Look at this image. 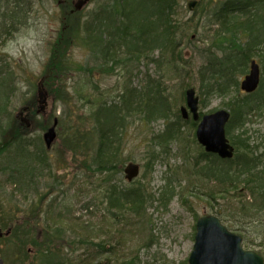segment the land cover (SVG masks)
Wrapping results in <instances>:
<instances>
[{
    "label": "trees",
    "instance_id": "16d2710c",
    "mask_svg": "<svg viewBox=\"0 0 264 264\" xmlns=\"http://www.w3.org/2000/svg\"><path fill=\"white\" fill-rule=\"evenodd\" d=\"M136 2L137 0H112L109 6L97 11L95 16H93L94 12H90L87 16L82 12H77L74 16L76 21L62 22V28L52 47L50 60L46 64V71L43 75L44 84L53 100L62 101L63 97H69L67 82L78 66L71 58L70 50L76 46L86 48L90 53V63L93 62V68L111 73L118 70H129V74L132 75L133 71L130 69L135 65L151 62L156 63L158 70L171 67V70H174L173 74L179 69L180 63L177 58H181L182 53L177 55L178 51L176 52L175 46L179 47L174 39L177 27L174 21L178 10L177 1H138L136 15L129 17L127 6ZM263 4L264 0H231L219 10H213V17L220 21V26L213 33L211 44L213 47L206 50L205 61L211 67L199 71L200 96L203 97L204 105L205 101L211 97L231 95L230 89L234 86L238 87L237 77L248 72L250 60L254 55L262 59L264 76V49H262L264 47V37H262L264 36V21L257 27L251 26L255 16L259 15L257 11L260 5ZM232 8H237V14L234 13L235 10H231ZM15 16H11L12 23L20 20V17ZM241 18H244L242 19L244 21ZM158 29L163 32V35ZM161 35L165 37L162 38ZM242 35L250 39L245 44L239 42ZM215 48H220L223 55L212 56ZM229 50H232V53L227 55ZM156 53H158V58L151 59V56ZM3 70L7 71L4 76L8 74L7 77H12L9 76L8 69ZM158 77L161 78L162 75L159 74ZM207 77L209 78L204 85ZM209 82L214 85L210 86ZM3 83L0 89L4 94L5 85ZM80 90L84 89L81 87ZM129 91L131 98L127 107L121 103L122 96L119 97L120 99L116 98L111 101H91L83 94L81 100L91 104L87 112L92 125L87 130H85L84 121H80L78 116L70 112L58 118L55 116L54 119H48L40 127L46 132L57 120L58 127L60 131L62 130L60 134L64 146L73 153V159L76 161L80 157L84 163V169L93 173V176L100 177V180L97 179L100 194L98 204L104 206V218L108 217L113 221L107 225V229L109 232L114 229V236L118 237H109L104 240L102 236L109 234L107 231L104 234V226L93 225L90 222L84 224L86 223L84 222L81 226L86 230L82 231L78 241H72L71 238L74 237L70 236L71 233L69 235L67 233V229L70 228L68 218L63 216L64 211L56 200L49 203L45 226L39 231L47 234V237L37 233L43 203H29L28 190L36 186L38 179L45 177L46 170H50L51 166L46 160L49 150L46 149L42 139H29V133H26L29 130H24L21 124L16 128L11 124L3 132L0 141V155L13 147L18 154L17 159L10 166L1 168L6 175L5 183L15 187L14 194H22L28 202L23 210L25 219L17 223L12 221L14 224L10 225L12 235L8 240L19 250V256H21L17 264H26L24 261L29 256L27 252L30 244L40 246L42 255L41 259L35 258L34 264H67L65 260L67 258L63 257L61 252L59 253L57 246H54L56 240V243L60 245L67 242L72 250L78 248L79 251L75 253L82 252L75 261L76 264H145L140 261L139 253L126 258L121 256L123 242L120 238H126V233L131 230L133 224L143 226L141 222L147 214L148 204L155 200V197L142 183L123 184L121 181L120 183L114 181V177L123 174L126 162H132L129 156L126 159L123 155L125 134L127 135L128 128L125 126V121L128 122L129 118L136 116L142 117V121L147 123L156 118L167 120L165 130L152 137L154 144L153 142L152 145L150 144L151 152L148 153L149 158H146L144 164V180L154 173L158 163L167 165L164 158L169 155L170 147L177 144L179 154L184 157L185 166L193 161V169L186 174L191 177L195 176L202 182V190L193 189L191 194L211 204L212 213L221 218L230 229L240 231L241 221L232 215L229 218L223 213L222 208L228 209L238 205L235 201L239 198L243 201L238 210L243 211L246 216L243 219L246 221L255 213L264 212V154L260 153L262 147L251 144L246 127L253 110L264 107V79L257 95L252 94L243 98L236 96V99H231L226 105L231 111L227 136L236 148L235 158L227 161L208 156L201 148H197V142L193 136H185L183 131L185 125L179 113L170 111V104L166 103L165 90L160 79L153 78L147 81L140 101L135 100V97L139 95L136 88L130 86ZM236 92L239 94V91ZM3 94H0L2 99L0 112L4 109V99L8 100V94ZM125 95L128 96V93H124ZM31 117L34 125L39 123L35 112ZM191 126L195 128L196 125L191 123ZM0 127L4 129L3 125ZM181 170L182 168H178L175 173L179 174ZM172 183V178L167 179V184L162 188L159 201L164 207L176 197V189ZM50 186L52 187L53 184ZM41 200L43 201L42 198ZM220 200L224 203L220 204ZM256 223V220L249 222L252 225ZM3 227L7 225L3 224ZM30 230H34L35 233ZM70 231L75 234L73 229ZM40 240L41 243H38ZM182 264H188V260Z\"/></svg>",
    "mask_w": 264,
    "mask_h": 264
},
{
    "label": "rangeland",
    "instance_id": "374dc122",
    "mask_svg": "<svg viewBox=\"0 0 264 264\" xmlns=\"http://www.w3.org/2000/svg\"><path fill=\"white\" fill-rule=\"evenodd\" d=\"M176 1L178 12L175 19V22L177 21L175 40L179 49L177 46L175 48L177 49L176 52H182V58L179 62L180 67L174 74V70H171V67H163L158 70L156 63L152 62L135 65L130 69L133 71L132 75L129 74V70H118L113 73L103 71L92 67L93 62L90 63V53L86 48L73 47L70 50V55L75 63L78 64L75 72L81 73L74 72V75L67 82L66 88L69 97H63L62 101L60 99L53 100L52 96H50V99L47 98L44 112L37 116L39 123L35 126L33 125V128L26 129L24 127V130H29L26 132L29 133L28 138L34 140H39L40 138L43 140L45 130L40 128L41 124L43 122L46 123L48 119H54L55 116L58 118L64 114L67 115L69 112L78 116L80 121H84L85 130H87L92 125L87 112L91 104L84 103L81 100L83 94L85 97H89L91 101H111L116 98L120 99L119 97L122 96L121 103L127 107L131 98L129 87L132 86L138 90L139 95L135 97V100L140 101V96L144 93V87L147 86V81L153 78L161 80L165 90L166 103L170 104V111L174 113L181 107L186 106V96H183V92L187 89L196 91V95L201 99V111L204 113L218 110L228 112L230 109L226 105L231 99L246 97L248 93L236 86L230 89L231 95L211 97L205 101V105L203 104V97L200 96L201 78L199 71L205 69L207 64L205 62L207 57L206 50L211 48L209 39L218 27L209 23V17L206 18L207 15L203 14H207V12L211 14V11L215 8H220V3L224 5L225 0L217 2L198 0L200 4L194 13L187 8V3L190 0ZM75 2L77 0H0V87L2 82H4V94H8V100L4 99V109L0 112V126H4L3 130L0 127V141L3 132L11 124L14 128L19 124H25L21 120L28 119L37 110L40 111L38 83L46 71L45 67L50 60L52 47L58 39L62 22L67 21L70 23L76 21L74 16L77 12L74 14L72 12L75 9ZM110 4L111 0H91L79 12H82L85 16L89 15L90 12H94L93 16H95L97 11L106 8ZM260 6L259 11H257L259 15L251 22L252 27H256L264 21V4ZM236 9L232 8L231 10H235L234 13L237 14L238 10ZM200 11L203 14L193 16L195 13H200ZM11 16L20 17V20L12 23ZM247 37L242 35L239 38V42L245 44L250 40ZM220 55H223L222 50L215 48L212 56L218 57ZM155 58H158V53L151 56V59ZM253 60L259 62L262 67L260 58L254 57ZM3 69H8L10 71L9 76L12 77H7L8 74L4 76L7 71ZM248 69H250V65ZM159 74L162 75L161 78L158 77ZM245 75L247 76V74ZM244 77L238 76L237 78L242 81ZM208 78L205 79L204 85ZM239 80L237 81L239 82ZM209 83H211L210 86L214 85L212 82ZM81 87L84 89L83 91L80 90ZM1 91L2 89H0V94H3ZM236 91H239V94ZM124 93H128V96H124ZM170 118L171 116L169 117V122ZM191 121L189 119L182 122L185 125L184 134L186 137H192L193 133L195 135L194 129L196 127L193 129L190 124ZM166 123L167 120L160 118L153 119L150 123H147L142 121V117L139 116L132 119L129 118L128 122L125 121V126L128 128L123 147L124 158L126 157L127 159L129 156L132 162L140 165L141 175L134 182L144 184L146 189L154 195L155 200L148 204L147 214L141 222L143 226L133 224L131 230L127 231L126 238L119 237L123 242L121 256L126 258L132 254L139 253L140 261L145 264H182L193 251L198 218L210 214L212 211L211 204L205 199L191 194L193 189L202 190V182L199 178L186 174L187 172L190 173L189 165L185 166L183 155L178 154L176 151L178 149L177 144L172 145L171 153L166 157L167 166L158 163L154 173L146 180L143 179L144 164L146 163V158H149L148 153L151 152L152 137L154 134L163 132ZM192 123L194 124L193 121ZM247 123L248 136L252 145L261 146L260 153L264 154V107L253 110ZM61 131L58 127L56 131L57 142L49 150L48 158L46 157L47 162L51 166L50 170H46L44 172L45 177L38 179L36 186H32L28 190L29 203H37L42 201L41 198L43 199V208L41 209L37 225V233L47 237V234L39 231L45 226L46 211L49 203L52 200H57L58 203L62 202L63 204L60 207H64L67 210V213L63 216L69 217L68 219L74 222H76V219L80 223L72 224L67 229V232L71 233L70 236L74 237L71 238L72 241H78L82 231L86 230L81 226L84 222H86L84 224H89L90 222L93 225L100 224L104 226L105 234L106 231L109 232L107 225L113 221L108 217L104 218V206H99L98 204L100 194L97 179L100 180V177L98 175L93 176V173L85 170L84 163L80 157L76 161L73 159V153L64 146L60 134L62 133ZM39 145L41 146L40 143ZM17 155L14 147L0 155V226L6 236V238L0 240V258L3 259L4 264H17L21 260L19 250L10 243L8 238L12 235L10 225L13 222L17 223L25 219L26 216L23 210L27 207L24 205L28 203L22 194H14L15 187L5 183L6 175L1 171L4 166H10L17 159ZM127 164L128 162L125 165ZM178 168H182V170L178 172L179 174H176L175 171ZM6 173L8 174L9 172ZM171 178L173 179L172 185L176 189V197L164 207L160 203L159 198L162 188L167 184V179ZM56 180H58V184L51 187L50 184ZM114 181L117 183L121 181L123 184L129 183L125 180L124 172L122 175L114 177ZM242 201L243 199L239 198L238 201H235L238 205L231 206L228 209L223 207V213L229 218L231 215L239 218L238 220L241 221L240 225L243 230L240 227V231L237 234L243 237L244 246L246 244L247 248L260 253L264 257V213H255L253 216L259 219L257 221L258 224L249 226L251 221L243 219L246 217L245 214L243 211L238 210L239 205H242ZM223 202L220 200V204H223ZM2 223L6 224L7 227H3ZM71 229L75 231V234L70 231ZM30 232L35 233L34 230H30ZM114 233L113 229L108 236L102 234V237H104V240L109 237H118L114 236ZM97 236L100 238L99 235ZM56 242L54 246H57L59 253L61 252V255L67 258L65 259L67 264H76L75 261L82 252L75 253L79 251L78 248L72 250L68 247V244L60 245V243ZM38 243H41V240ZM29 246L30 248L27 252L29 256L24 262L28 264L29 261V264H34L35 258H42L40 246L31 244ZM146 246L147 248H145ZM56 258H58V254H56Z\"/></svg>",
    "mask_w": 264,
    "mask_h": 264
},
{
    "label": "water",
    "instance_id": "95a60500",
    "mask_svg": "<svg viewBox=\"0 0 264 264\" xmlns=\"http://www.w3.org/2000/svg\"><path fill=\"white\" fill-rule=\"evenodd\" d=\"M89 0H78L75 4L76 11H80ZM194 5L190 4V8ZM260 81L259 67L253 63L250 74L242 84V88L251 93L256 90ZM40 111H44L47 103L48 93L40 86L39 89ZM187 104L194 120L198 121L199 99L194 90L187 91ZM185 119L189 118L186 109H182ZM230 119V114L220 111L215 114L205 115L197 130L199 142L205 146L208 153L218 154L223 159H231L234 149L228 144L226 139L225 126ZM30 127V122L23 120ZM55 128L46 133L44 139L48 148L56 140ZM126 177L132 181L139 175V167L133 163L129 164L125 170ZM3 237L0 232V239ZM0 264H4L0 259ZM189 264H264V259L260 254L253 251H245L242 247V238L230 233L221 221L214 216H204L197 224V234L193 252L189 258Z\"/></svg>",
    "mask_w": 264,
    "mask_h": 264
},
{
    "label": "bare ground",
    "instance_id": "6f19581e",
    "mask_svg": "<svg viewBox=\"0 0 264 264\" xmlns=\"http://www.w3.org/2000/svg\"><path fill=\"white\" fill-rule=\"evenodd\" d=\"M112 1V0H111ZM140 2V1H142V0H137V2ZM214 2H217V1H219V0H213ZM133 3L132 5H128L127 6V14H128V16L129 17H133V16H135L136 15V13H137V9H136V7L138 6V3ZM229 3V0H225V3H224V5H222L221 3H220V5H219V7H224L225 6V4H228ZM143 4H145V3H143ZM189 10V9H188ZM190 11V10H189ZM178 12V11H177ZM177 12L175 13V19H176V17H177ZM192 13H194V12H192ZM200 14H203V13H201V11H200V13H195L193 16H195V15H200ZM203 15H207V17L206 18H208L209 17V23H211V24H215V25H217L218 27L220 26V21H218V20H216V18H214L213 17V13H211V14H209L208 12H207V14L205 13V14H203ZM175 21V20H174ZM177 22V21H176ZM175 25H176V23H175ZM158 30H160V29H158ZM160 33L162 34L163 32L160 30ZM163 35V34H162ZM161 35V36H162ZM212 36H213V34H212ZM211 36V38L209 39V46L212 44V41H213V37ZM136 38L137 37H140V36H135ZM163 37H165V36H162V38ZM174 39H175V36H174ZM211 47H213V45H211ZM179 49V48H178ZM179 53H182L181 51L179 52ZM232 53V50H229V52L227 53V55H230ZM177 55H178V52H177ZM171 56V55H170ZM181 58H182V55H181ZM181 58H177L178 59V61L180 62V59ZM206 62V61H205ZM210 67H211V65L209 64V63H207L206 65H205V68L206 69H210ZM253 219L254 220H256V216H253Z\"/></svg>",
    "mask_w": 264,
    "mask_h": 264
}]
</instances>
